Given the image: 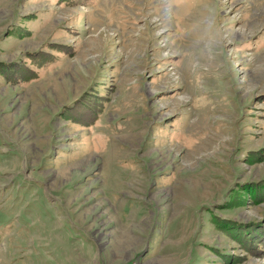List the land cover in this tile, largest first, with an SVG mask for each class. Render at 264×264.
<instances>
[{
    "label": "rangeland",
    "instance_id": "obj_1",
    "mask_svg": "<svg viewBox=\"0 0 264 264\" xmlns=\"http://www.w3.org/2000/svg\"><path fill=\"white\" fill-rule=\"evenodd\" d=\"M125 257L264 264V0H0V264Z\"/></svg>",
    "mask_w": 264,
    "mask_h": 264
},
{
    "label": "crops",
    "instance_id": "obj_2",
    "mask_svg": "<svg viewBox=\"0 0 264 264\" xmlns=\"http://www.w3.org/2000/svg\"><path fill=\"white\" fill-rule=\"evenodd\" d=\"M99 247H101V248H104L103 249V255H102V257L104 256V254H105V248H107V246L106 245H104V246H102L101 245V243L99 244H97ZM120 251V250H119ZM125 261H122L121 259L119 260V261H121V262H119V261H116V260H114V261H109V262H102V264H129L131 261H133V259H131L130 257H125V259H124Z\"/></svg>",
    "mask_w": 264,
    "mask_h": 264
},
{
    "label": "clouds",
    "instance_id": "obj_3",
    "mask_svg": "<svg viewBox=\"0 0 264 264\" xmlns=\"http://www.w3.org/2000/svg\"><path fill=\"white\" fill-rule=\"evenodd\" d=\"M180 3V0H168L169 6H174ZM167 10V9H166Z\"/></svg>",
    "mask_w": 264,
    "mask_h": 264
},
{
    "label": "built area",
    "instance_id": "obj_4",
    "mask_svg": "<svg viewBox=\"0 0 264 264\" xmlns=\"http://www.w3.org/2000/svg\"><path fill=\"white\" fill-rule=\"evenodd\" d=\"M129 264H142V263L139 262V261L133 260V261H131Z\"/></svg>",
    "mask_w": 264,
    "mask_h": 264
}]
</instances>
